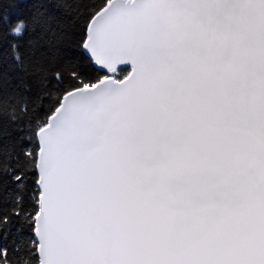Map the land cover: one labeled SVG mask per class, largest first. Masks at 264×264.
Wrapping results in <instances>:
<instances>
[{"label": "snow or ice", "instance_id": "6c2138e0", "mask_svg": "<svg viewBox=\"0 0 264 264\" xmlns=\"http://www.w3.org/2000/svg\"><path fill=\"white\" fill-rule=\"evenodd\" d=\"M0 264H264V0H0Z\"/></svg>", "mask_w": 264, "mask_h": 264}, {"label": "trees", "instance_id": "16d2710c", "mask_svg": "<svg viewBox=\"0 0 264 264\" xmlns=\"http://www.w3.org/2000/svg\"><path fill=\"white\" fill-rule=\"evenodd\" d=\"M5 7H7V5H5Z\"/></svg>", "mask_w": 264, "mask_h": 264}]
</instances>
